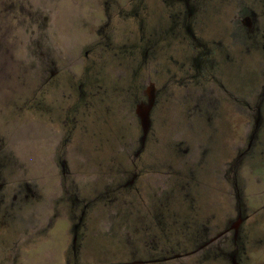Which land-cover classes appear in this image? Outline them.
Returning <instances> with one entry per match:
<instances>
[{
    "label": "rangeland",
    "instance_id": "obj_1",
    "mask_svg": "<svg viewBox=\"0 0 264 264\" xmlns=\"http://www.w3.org/2000/svg\"><path fill=\"white\" fill-rule=\"evenodd\" d=\"M123 1L0 0V264H264V0Z\"/></svg>",
    "mask_w": 264,
    "mask_h": 264
},
{
    "label": "flooded vegetation",
    "instance_id": "obj_2",
    "mask_svg": "<svg viewBox=\"0 0 264 264\" xmlns=\"http://www.w3.org/2000/svg\"><path fill=\"white\" fill-rule=\"evenodd\" d=\"M151 1H152V4L154 3V4H156V7H157V5H158V2H160V1H162V0H156V2H155V0H130V2H129V4L131 5V13H129V16H131L132 15V13H133V16L135 17V18H138V17H140V18H143L144 16H145V14H146V7H145V4L150 8V6L148 5V4H150L151 5ZM127 0L126 1H123V4L122 5H119V6H126V8L125 9H122L121 11H127V9H128V4H127ZM165 2L163 1V4H164ZM194 4V3H193ZM133 5L136 7L135 9H134V12H133ZM194 6V5H193ZM163 9H164V14L165 13H169L170 11H172V10H170L169 12L163 7ZM175 13H183V11L182 10H179L178 12H175ZM128 15V13H124V15H121V14H118L117 16H118V18L120 19V18H124V21H125V19H126V16ZM114 15H111L110 16V21H113L112 20V17H113ZM116 16V15H115ZM186 18L187 17H185L184 19H183V23L186 21ZM184 30H185V26H184ZM111 35V34H110ZM109 38H110V36H109ZM110 46H111V43H110ZM104 48V47H103Z\"/></svg>",
    "mask_w": 264,
    "mask_h": 264
}]
</instances>
